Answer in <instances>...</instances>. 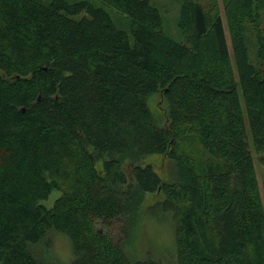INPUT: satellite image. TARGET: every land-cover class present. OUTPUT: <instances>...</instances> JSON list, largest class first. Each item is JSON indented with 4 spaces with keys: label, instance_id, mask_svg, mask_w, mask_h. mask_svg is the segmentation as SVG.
Returning <instances> with one entry per match:
<instances>
[{
    "label": "trees",
    "instance_id": "obj_1",
    "mask_svg": "<svg viewBox=\"0 0 264 264\" xmlns=\"http://www.w3.org/2000/svg\"><path fill=\"white\" fill-rule=\"evenodd\" d=\"M178 1L175 39L151 0H0V264H48L52 229L71 264H162L123 245L154 191L177 264H264V0H222L232 52L220 0Z\"/></svg>",
    "mask_w": 264,
    "mask_h": 264
},
{
    "label": "rangeland",
    "instance_id": "obj_2",
    "mask_svg": "<svg viewBox=\"0 0 264 264\" xmlns=\"http://www.w3.org/2000/svg\"><path fill=\"white\" fill-rule=\"evenodd\" d=\"M151 3L156 6L161 13L163 19V30L165 33L172 38L178 39L180 37L178 29V16L180 9L179 1L151 0ZM219 7L222 12V22L228 48L229 51L232 52L230 27L224 14V5L222 0L219 1ZM109 13L117 27L129 31L130 22L127 17H124L114 9H109ZM250 60L254 61L252 52H250ZM241 102L244 108L242 99ZM147 104L153 115L155 123L158 126H164L166 123L164 103H162L160 94H152L147 99ZM248 142L254 159L260 193L263 198L264 160L261 158L264 155L255 152L250 135L248 137ZM146 162H149L152 165L153 170L162 180L168 179L171 167V161L168 157L159 153H154L145 158L144 163ZM97 166L98 168H101V163L99 162ZM59 193V191L53 190L46 199H42L40 202L47 207H51ZM163 198V193L158 191L147 192L142 196L141 206L140 209H138L137 215L138 222L134 228L132 237H130V239L123 244L128 258L133 262L151 258L160 261L162 264H177L174 233L170 213L156 210L154 208L155 203ZM47 238H49L51 243L49 247L46 246V248H44L45 246L43 243H40L39 246L35 247L39 254L46 259L47 263L71 264L74 259V254L69 236L64 232L52 229L47 234Z\"/></svg>",
    "mask_w": 264,
    "mask_h": 264
}]
</instances>
